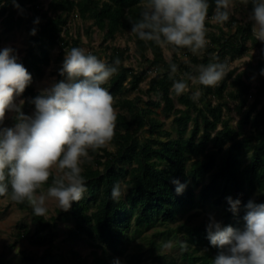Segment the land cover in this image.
<instances>
[{
	"label": "trees",
	"instance_id": "16d2710c",
	"mask_svg": "<svg viewBox=\"0 0 264 264\" xmlns=\"http://www.w3.org/2000/svg\"><path fill=\"white\" fill-rule=\"evenodd\" d=\"M145 2L51 0L45 9L41 0H15L19 8L13 0H0L4 32L25 29L29 36L26 53L18 59L33 78L20 94L26 109H35L31 100L39 91L34 82L50 65L51 49L60 45L63 49L79 46L77 40L69 42V26L74 18L91 20L104 33L105 41L113 40L118 34L131 31ZM208 2L205 26L210 30V42L196 54L172 45L173 58L168 61L163 46L136 36L137 51L148 63L147 70L137 73L124 65L127 49L113 48L106 63L112 64L119 58L120 65L102 87L113 95L114 107L122 109L117 112L114 137L104 148L89 149L94 157L81 164L87 191L79 202L72 203L70 210L49 219L48 212L45 216H36L26 200L14 201L19 209L31 215V225H17L18 240L45 248L41 256L24 253L25 263L114 264L118 259L120 264H139L149 254L147 258L153 257L156 264H178L175 258L164 253L155 255L163 248L160 240L176 238L181 251L180 264H213L218 249L207 239L209 217L213 216L222 226L242 229L247 202L264 203V78L254 84L244 72L228 68V57L234 60L245 56L251 42V47L260 49L258 68L264 70V43L253 37V21L239 20L232 13L225 26H214L211 17L215 0ZM245 8L250 14L252 0H245ZM37 19L39 23H35ZM33 29L35 35L30 34ZM182 50H187V62L180 61ZM63 59L64 51L58 61L62 63ZM210 62L226 64L225 77L216 86L200 85V95L195 101L188 92L175 99L171 91L173 82H187L197 66ZM170 64L177 66L175 73L171 72ZM147 80L149 88L145 93L150 100L146 107L142 106L145 101L140 95L132 99L124 97L126 93L139 91ZM231 101L236 102L235 108L241 117L236 127L226 118ZM152 107L161 109L167 117L174 116L179 127L178 137L165 130V123L155 116ZM145 131L149 136L143 140L141 135ZM173 179L186 185L182 193L177 194ZM117 183L123 195L114 200L111 192ZM51 185L52 177L45 186ZM5 196H11L10 186ZM227 197L241 201L235 214L230 211ZM205 210L211 214L202 218ZM62 219L69 223L65 231L69 240L84 241L92 248V261L75 249L67 254L62 252L58 244ZM151 229H157L146 238L152 248L146 251L141 244L131 252L135 241ZM10 263L5 256H0V264Z\"/></svg>",
	"mask_w": 264,
	"mask_h": 264
},
{
	"label": "clouds",
	"instance_id": "9594fccd",
	"mask_svg": "<svg viewBox=\"0 0 264 264\" xmlns=\"http://www.w3.org/2000/svg\"><path fill=\"white\" fill-rule=\"evenodd\" d=\"M13 4L19 8L15 0ZM209 7L208 0H146L131 32L140 40L188 48L196 54L208 44L205 21ZM232 7V0H215L211 19L224 24L230 19ZM248 19L254 22L253 37L264 43V0H252ZM30 34L35 35V29ZM119 65V58L107 64L83 48L65 49L59 75L66 79L40 89L31 100L35 112L26 115L21 111L24 101L17 105L14 100L33 78L18 62L14 48L0 49V124L6 112L16 113L14 127L0 128V196L7 195L10 186L11 199L26 200L36 216L47 214L49 198L63 211L83 198L87 187L81 164L90 159L89 149L104 148L115 134L114 97L102 85L117 73ZM170 68L172 73L177 71L175 64H170ZM226 68L224 63L210 62L200 65L198 75L188 79L193 84L216 86L227 74ZM188 90L185 80H175L171 89L176 96ZM199 95L197 90L191 98L195 101ZM53 169L59 174L53 176ZM50 177L52 185L46 193L37 194ZM171 182L176 185L177 194L186 187L178 179ZM111 195L114 200L123 195L119 183L113 185ZM226 200L235 214L241 201L232 197ZM245 209L242 229L222 226L213 216L209 217L207 239L218 249L213 264H264V203L249 200ZM114 264L120 261L117 259Z\"/></svg>",
	"mask_w": 264,
	"mask_h": 264
},
{
	"label": "rangeland",
	"instance_id": "374dc122",
	"mask_svg": "<svg viewBox=\"0 0 264 264\" xmlns=\"http://www.w3.org/2000/svg\"><path fill=\"white\" fill-rule=\"evenodd\" d=\"M51 0H41V3L45 9L48 8V5ZM232 9L231 13L234 14L239 20L247 21L249 20V13L245 8V0H232ZM212 20V19H211ZM212 24L214 26L221 25L225 26L224 24L216 23L212 20ZM70 32L71 37L69 42L72 43L73 40H77L79 42V48L85 49L87 52H90L96 55L99 59L103 60L104 62H108L113 48L119 49H127L124 65L137 73H141L144 70L148 69V63L141 58L140 54L137 51L136 47V35L133 34L131 31L125 32L123 34H118L115 39H110L105 41L104 33L101 32L97 27L93 26V22L91 20L84 21L79 17L73 19L70 23ZM217 28L214 29V32ZM206 32V39L208 43L210 42L209 32ZM0 32L2 36V48L5 46H11L16 50V54L18 55V59L24 57L26 50L29 45V36L25 29L23 30H16L12 33H5L3 30V26L1 25V18H0ZM251 42H248V46L250 47L249 51L246 53L245 56L241 58H237L231 60L228 57V68L229 69H238L246 74V77L251 79L254 84H257L258 81L264 78V75L261 74L262 70L258 68V57L260 54V49L251 47ZM72 45V44H71ZM1 48V49H2ZM164 54L166 59L170 61L173 58V46L172 45H165ZM68 49V48H67ZM65 49L62 46H56L51 49V63L46 68L45 74L42 77L37 78L34 82V87L36 91L49 86L51 83L64 80L66 77H61L59 75V71L62 67V63L58 61V57L62 51ZM187 50H182L180 52V61L187 62L189 60L188 55L186 54ZM149 58H152V54L149 53ZM199 66L196 67L195 71L191 73L190 76H197ZM108 81V80H107ZM148 81H144L140 85L139 91H136L131 94H124L125 98H134L135 96L140 95L145 102H142V106L146 107V102L150 100V97L145 93L146 90L149 88ZM187 83L189 85V90L186 91L190 94H193L197 90L201 91L199 84H193L191 80L187 79ZM177 96H175V99ZM23 100L24 104L21 108V111L26 115H32L35 112V109H26L25 107V100L24 98L19 95L15 97L14 103L19 105L20 101ZM180 109L184 107L181 105L177 106ZM236 102H230L231 110H228L226 114V118L231 120L233 126H238L241 117L236 110ZM153 110L156 112V117L165 123V130L172 132L173 137L179 136V127L174 122V116L167 117L165 113L161 109H156L152 107ZM117 112L122 111V109L118 106H115ZM16 113L14 111L6 112L5 119L2 124H0V128L3 127H14L16 123ZM248 130V129H246ZM149 136V133L145 131L141 138L145 140ZM111 149L112 147L108 145ZM251 156V152L248 153V160ZM89 157L92 159L94 154L89 150ZM89 159H84L82 164ZM53 172L58 175V171L53 169ZM48 186L43 185L41 192L46 193ZM125 191V187L123 188ZM41 192L37 193L40 194ZM46 207L48 208L47 217L50 219L53 216H58V214L63 211L59 208L57 202L54 199L49 198L46 201ZM211 212L209 210H205L203 212V217L209 216ZM20 223L31 225V215L28 211H23L17 207L14 201L11 199V196H3L0 197V256H5L8 260L11 261L10 264H27L24 262L23 257L24 253H32L38 256L44 254V247H34L29 244L26 240L19 241L18 240V228L17 225ZM69 223L62 219L59 222L61 234L58 239V244L64 254H67L71 249H75L80 252L83 258H87L92 261L91 251L92 248L84 241H71L66 236V229ZM157 229H151L147 231L144 236L140 239H137L134 245L131 247V252L138 250V245H143L144 250H149L151 245L148 243L146 238L152 236ZM160 245H163V248L160 251H157L155 255L159 254H166L167 256H171L177 260V263L180 264V256L181 251L177 245L178 240L176 238H170L166 242L159 241ZM170 245V246H165ZM159 246V245H158ZM149 254L146 255V258L143 262L139 264H156L155 259L153 257H148Z\"/></svg>",
	"mask_w": 264,
	"mask_h": 264
},
{
	"label": "crops",
	"instance_id": "0c3cea01",
	"mask_svg": "<svg viewBox=\"0 0 264 264\" xmlns=\"http://www.w3.org/2000/svg\"><path fill=\"white\" fill-rule=\"evenodd\" d=\"M2 20V19H1Z\"/></svg>",
	"mask_w": 264,
	"mask_h": 264
},
{
	"label": "water",
	"instance_id": "95a60500",
	"mask_svg": "<svg viewBox=\"0 0 264 264\" xmlns=\"http://www.w3.org/2000/svg\"><path fill=\"white\" fill-rule=\"evenodd\" d=\"M254 23V22H253Z\"/></svg>",
	"mask_w": 264,
	"mask_h": 264
}]
</instances>
